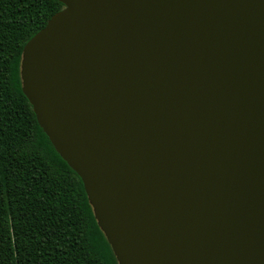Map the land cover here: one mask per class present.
Returning <instances> with one entry per match:
<instances>
[{"label":"water","instance_id":"1","mask_svg":"<svg viewBox=\"0 0 264 264\" xmlns=\"http://www.w3.org/2000/svg\"><path fill=\"white\" fill-rule=\"evenodd\" d=\"M22 91L118 264H264V0H59Z\"/></svg>","mask_w":264,"mask_h":264},{"label":"trees","instance_id":"2","mask_svg":"<svg viewBox=\"0 0 264 264\" xmlns=\"http://www.w3.org/2000/svg\"><path fill=\"white\" fill-rule=\"evenodd\" d=\"M59 0H0V264H118L79 175L22 91L26 41Z\"/></svg>","mask_w":264,"mask_h":264}]
</instances>
